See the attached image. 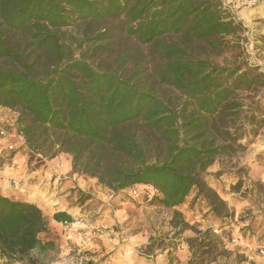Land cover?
I'll list each match as a JSON object with an SVG mask.
<instances>
[{
    "label": "trees",
    "instance_id": "trees-1",
    "mask_svg": "<svg viewBox=\"0 0 264 264\" xmlns=\"http://www.w3.org/2000/svg\"><path fill=\"white\" fill-rule=\"evenodd\" d=\"M244 31L223 0H0V107L30 152L67 155L113 193L149 186L150 205L172 209L194 191L225 217L206 172L264 126V73L211 58ZM46 226L36 205L0 195V261L37 264L54 249Z\"/></svg>",
    "mask_w": 264,
    "mask_h": 264
},
{
    "label": "rangeland",
    "instance_id": "rangeland-1",
    "mask_svg": "<svg viewBox=\"0 0 264 264\" xmlns=\"http://www.w3.org/2000/svg\"><path fill=\"white\" fill-rule=\"evenodd\" d=\"M223 5L245 31L234 54L225 53L212 57L211 61L227 65L239 55L237 61L243 67H257L264 73V0H223ZM170 92L163 86L159 89L160 94ZM259 98L264 107V89ZM16 118L15 111L0 107L1 126L13 127ZM17 135L6 140L13 142L14 150L5 151L7 157L0 161V190L6 185L21 195L32 192L30 186L38 181L58 184L75 174L69 156L58 155L53 168L47 163L50 160L23 146ZM68 165L69 172L65 170ZM76 179L83 186V180L86 181L84 189L75 187L64 192L73 206L82 211L85 207L100 209L103 215L110 213L108 209L124 208L128 217L110 227L89 228L94 222L92 217L76 216L69 228L54 229L53 238L62 240V244L52 240L55 246L49 254H32L37 264H180L179 259L184 257L180 253L183 243L190 253L189 260L183 264H264V126L243 153L218 159L206 172L208 186L226 205L225 217L214 216L204 201L195 198L194 191L184 204L164 209L150 205L156 192L149 186L137 187V194L132 196L129 189L113 193L96 179L80 175ZM26 183L29 188L23 192L21 188ZM52 205L53 210L60 209L58 204ZM51 210H41L45 219ZM174 212L180 217L174 216ZM179 220L188 227L175 228L173 223ZM131 234L146 238V244L138 246ZM48 237L40 238L45 242Z\"/></svg>",
    "mask_w": 264,
    "mask_h": 264
},
{
    "label": "crops",
    "instance_id": "crops-1",
    "mask_svg": "<svg viewBox=\"0 0 264 264\" xmlns=\"http://www.w3.org/2000/svg\"><path fill=\"white\" fill-rule=\"evenodd\" d=\"M5 151L6 150L4 149V147L2 148V150H0V161H1V159L7 157V154ZM58 157L50 160V162H47L48 165L54 168V166H55L54 160L55 159L57 160ZM56 170H59V169H56ZM65 170L67 172H69V165H68V168L66 167ZM40 171L41 170L39 169L37 172H40ZM9 175H10V173H9ZM50 176H52V175H50ZM77 177H78L77 174H72V175H70V177H67V178L64 177V179L66 178L65 181L64 180L60 181V183H58V184L56 183V181L52 184H44L43 182L38 181L35 184L30 186V187H32V190H33L32 192L27 191L29 186L26 183V184H24V187H22L21 189L23 190V192L27 191V193H24L21 195H18L17 192L11 190V188H9L5 185L3 187L4 189L0 190V195L8 197L12 200H17V201H21V202L34 204L38 208H40L41 210L49 211V209H52L51 210L52 212L50 214L48 213V218L45 219L47 222L46 230L39 235L40 240H41V238H40L41 236H49L48 238H46L45 242L46 241L52 242V240H55V242L60 241L62 244V240H57V239L53 238L54 236H56L54 234L55 233L54 229H58L59 226L61 227V229H65L64 228L65 226H63L62 223H57L52 218L53 214L58 212V211L68 213L71 216L72 220H75L76 216L82 217V216L87 215L89 217H92L94 222L90 226H88L89 228H93V226L110 227V226L114 225L116 222H119L120 220H122L123 218L128 217L126 209H124V208L123 209L112 208V210L108 209V211L110 213L103 215V214H100V211H101L100 209L85 207L82 211L81 210L82 208H80V207L78 208V207H76V205L73 206V203H71V199H66L67 194L64 192L69 190V188H75V187L79 188L80 190L84 189L86 181L83 180V183H84V186H83V185H81L82 183H79V179H76ZM40 179H41V177H40ZM5 182H7V180ZM51 204H54V206H56V204H58V206H60V209H58L56 211L53 210V205L50 207ZM44 217H45V215H44ZM51 229H53V230L51 231ZM138 236L139 235L131 234L130 238L132 240H135V242L138 246L146 244V238H143V237L140 238V236L139 237ZM182 248H183V251L180 253L184 254L183 255L184 257L179 259L181 261L180 264L186 263L190 258V253H188L189 252L188 247L184 243L182 244ZM184 251L187 254L183 253ZM126 264H134V263L132 262V263H126ZM138 264H141V263H138Z\"/></svg>",
    "mask_w": 264,
    "mask_h": 264
},
{
    "label": "built area",
    "instance_id": "built-area-1",
    "mask_svg": "<svg viewBox=\"0 0 264 264\" xmlns=\"http://www.w3.org/2000/svg\"><path fill=\"white\" fill-rule=\"evenodd\" d=\"M12 131H10L8 128L0 125V150H2L3 147L8 152H12L14 150L13 142L12 141L6 142L7 139H11V138L13 139L15 137V135L17 134L14 130H12ZM14 184L17 185V183L15 181H14ZM131 194H132V196L137 194L136 188L131 190ZM62 224H63V226H65L67 228H69L72 225V223H62Z\"/></svg>",
    "mask_w": 264,
    "mask_h": 264
}]
</instances>
